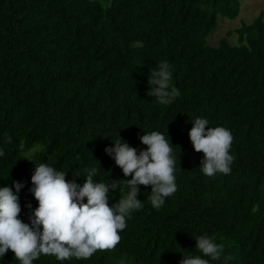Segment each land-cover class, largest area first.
Masks as SVG:
<instances>
[{
  "label": "trees",
  "instance_id": "1",
  "mask_svg": "<svg viewBox=\"0 0 264 264\" xmlns=\"http://www.w3.org/2000/svg\"><path fill=\"white\" fill-rule=\"evenodd\" d=\"M239 11V0H0V185L23 182L22 219L38 203L28 190L35 163L80 184L90 167L97 180L130 178L105 146L119 134L146 147L138 134L154 129L168 133L176 155L177 189L157 209L151 186L140 185L144 206L115 247L33 264H178L201 233L224 243L228 264H264L263 13L206 41L219 15ZM162 59L181 93L168 105L147 95ZM196 116L231 130V172L200 170L202 150L188 135ZM113 191L110 204L121 194ZM0 264L20 261L9 249Z\"/></svg>",
  "mask_w": 264,
  "mask_h": 264
},
{
  "label": "clouds",
  "instance_id": "2",
  "mask_svg": "<svg viewBox=\"0 0 264 264\" xmlns=\"http://www.w3.org/2000/svg\"><path fill=\"white\" fill-rule=\"evenodd\" d=\"M172 77V64L167 59L160 60L148 73L147 95L163 105L172 103L181 94ZM190 121L188 135L193 148L203 153L200 170L208 176L231 172L234 160L229 151L231 130L223 125L210 126L205 116ZM138 135L146 147L138 149L118 134L104 149L120 166L124 177L130 174V178L97 180L94 176L98 169L90 167L80 184L75 178L66 179V171L46 162L35 163L28 190L38 203L34 208L31 202L26 205L30 209L27 221L19 215L23 182L13 180L12 185H0V259L9 249L20 264H33L42 254L63 261L71 257L88 258L97 249L115 247L121 239L119 230L127 226V218L144 206L139 198L140 185L151 186L147 198L159 209L177 189L174 145L168 133L160 130H144ZM3 155L0 148V156ZM121 180L127 185L126 190L120 188ZM110 190H114L113 195L116 191L121 193L111 204ZM193 237L196 252L183 254L178 264H213L221 258L222 264H228L231 256L224 254L223 242L207 233Z\"/></svg>",
  "mask_w": 264,
  "mask_h": 264
},
{
  "label": "rangeland",
  "instance_id": "3",
  "mask_svg": "<svg viewBox=\"0 0 264 264\" xmlns=\"http://www.w3.org/2000/svg\"><path fill=\"white\" fill-rule=\"evenodd\" d=\"M240 11L239 14L233 18H227L219 15L217 24L214 29L207 36V43L216 45L221 37L225 35L228 30L238 27L242 22H251L260 13L264 16V0H239ZM231 43L236 42V36L229 37Z\"/></svg>",
  "mask_w": 264,
  "mask_h": 264
}]
</instances>
